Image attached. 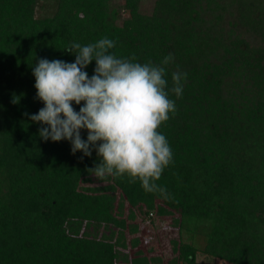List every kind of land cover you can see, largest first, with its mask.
<instances>
[{"label": "trees", "instance_id": "trees-1", "mask_svg": "<svg viewBox=\"0 0 264 264\" xmlns=\"http://www.w3.org/2000/svg\"><path fill=\"white\" fill-rule=\"evenodd\" d=\"M103 37L141 64L172 54L167 88L187 73L157 129L173 153L156 181L167 199L89 174L95 152L42 140L24 115L45 107L39 59L73 63L66 47ZM157 217L175 231L168 264H264V0H0V264H158L139 248Z\"/></svg>", "mask_w": 264, "mask_h": 264}, {"label": "clouds", "instance_id": "clouds-1", "mask_svg": "<svg viewBox=\"0 0 264 264\" xmlns=\"http://www.w3.org/2000/svg\"><path fill=\"white\" fill-rule=\"evenodd\" d=\"M115 46V40L103 37L87 45L74 42L66 47L64 51L75 55L73 63L39 59L32 74L36 99L45 107L24 115L40 124L42 140H68L73 155L80 151L91 157L95 152L99 163L86 169L89 174L104 177L107 173L121 179L127 174L130 184L138 179L146 192L167 199L170 194L156 181L173 162V153L157 129L170 112L175 114V101L168 96L182 95L187 73L172 72L173 86L167 88L164 77L174 60L172 54L158 65L151 61L141 64L135 54L118 58L112 51ZM92 61L96 67L89 78L84 69ZM73 101L76 105L85 102L79 112L74 111ZM84 129L86 140L81 136Z\"/></svg>", "mask_w": 264, "mask_h": 264}, {"label": "rangeland", "instance_id": "rangeland-1", "mask_svg": "<svg viewBox=\"0 0 264 264\" xmlns=\"http://www.w3.org/2000/svg\"><path fill=\"white\" fill-rule=\"evenodd\" d=\"M115 4L120 5L122 1L114 2L113 5ZM93 181L91 185H99L97 180ZM168 222V218L157 217V219L151 222H149V219H145L144 223L142 222L139 233L141 242L139 248L146 250V253L150 257L157 259L156 262L158 264H168L171 257L168 254L170 249L169 238L174 236L175 231L169 227ZM196 261L197 264H228L219 259L207 258L200 253L197 254Z\"/></svg>", "mask_w": 264, "mask_h": 264}]
</instances>
